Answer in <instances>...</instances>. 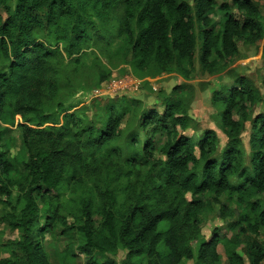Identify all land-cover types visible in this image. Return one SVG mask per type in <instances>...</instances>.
I'll return each mask as SVG.
<instances>
[{"label":"trees","instance_id":"trees-1","mask_svg":"<svg viewBox=\"0 0 264 264\" xmlns=\"http://www.w3.org/2000/svg\"><path fill=\"white\" fill-rule=\"evenodd\" d=\"M263 38L264 0H0V264H79L77 254L84 264H220L218 245L229 264H244L238 250L264 264V44L260 86L238 76L212 93L223 151L212 130L183 134L186 85L135 128L129 109L108 99L60 125L75 93L110 79L100 58L141 79L189 80L198 68L223 71ZM86 51L98 71L82 70ZM214 208L227 233L206 240ZM120 250L116 263L109 256Z\"/></svg>","mask_w":264,"mask_h":264},{"label":"rangeland","instance_id":"rangeland-1","mask_svg":"<svg viewBox=\"0 0 264 264\" xmlns=\"http://www.w3.org/2000/svg\"><path fill=\"white\" fill-rule=\"evenodd\" d=\"M264 44V38L259 41L253 48L250 47H240V56L237 60H232L228 67L223 71H219L213 75H208L202 73L199 68L195 70L194 75L191 79L185 80L178 73H162L157 77H146L138 78L136 77L131 68L127 65H123L118 59L107 61L100 58L102 65L106 66L111 72L110 79L104 81L96 89H90L87 92L75 93L72 98V108L70 111H66L60 116V125L63 122V116L65 114H70L73 111L82 110L85 106H89L92 100H109L116 106L120 104L129 109V119L130 126L134 124V128L137 126L136 122L146 114L150 112H155L157 115L163 113V104L161 101L162 97L170 95L172 89L175 86L186 85L184 89L186 90V128L183 130V134L195 139L201 134L198 132H203L207 129L215 132L218 141V148L223 151L227 143V139L219 126L220 120L217 118V110L213 107L211 103V97L213 92L223 91L222 89L234 86V80L238 76H245L255 82V86H260L262 79L261 72V54L262 47ZM97 53H95L96 55ZM86 63L83 65L82 70H87L88 67L98 71V66H96L95 59L93 58L90 51H86ZM198 71V72H197ZM68 73V72H67ZM88 83L94 84V80L91 76L88 77ZM91 79V80H90ZM92 81V82H91ZM120 82V83H119ZM264 92V90L262 91ZM159 97L160 100H159ZM118 100V101H115ZM117 103V104H116ZM119 107V106H117ZM101 110V108L99 107ZM259 108L254 110L253 116L259 113ZM91 113H87V117H90ZM182 116V115H179ZM19 121L20 119L17 118ZM141 128V127H140ZM248 125H246V130ZM149 130L148 129H144ZM126 133L125 135H127ZM17 138V134L14 135ZM247 132L242 133L243 145L245 149H248L247 144ZM164 136L159 134L154 135L151 138L155 140V157H160V147L163 143ZM127 139H125L126 141ZM136 148L140 150L145 142L144 131L137 132L135 136ZM19 147H15V150L10 151L11 156H16L18 154ZM8 212L5 205L0 203V219ZM73 212V211H71ZM216 209L207 215L204 221L201 233L203 237L208 240L213 231H218L220 235H225L227 233L225 229V223L216 218ZM69 222H73L71 215L67 214ZM96 222V220H95ZM5 225H0V230L4 228ZM17 236V232L4 231V239H13ZM261 239L264 236H260ZM45 240H50L48 236H45ZM62 246V244H60ZM4 249L0 246V258L7 257L8 254L4 253ZM217 252L221 256L220 264H229L225 258L224 251L221 245H218ZM78 253V252H76ZM238 254L244 257V264H249L247 258L244 256V251L238 250ZM79 259V264H84L83 256L77 254ZM109 258L116 263H120L125 258V252L118 251L114 256H109ZM183 264H192L191 262H183Z\"/></svg>","mask_w":264,"mask_h":264},{"label":"built area","instance_id":"built-area-1","mask_svg":"<svg viewBox=\"0 0 264 264\" xmlns=\"http://www.w3.org/2000/svg\"><path fill=\"white\" fill-rule=\"evenodd\" d=\"M120 83V82H119Z\"/></svg>","mask_w":264,"mask_h":264}]
</instances>
